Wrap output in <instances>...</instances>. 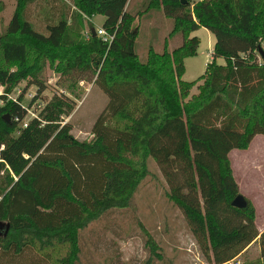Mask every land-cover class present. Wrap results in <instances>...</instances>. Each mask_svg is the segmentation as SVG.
Here are the masks:
<instances>
[{"label":"trees","instance_id":"1","mask_svg":"<svg viewBox=\"0 0 264 264\" xmlns=\"http://www.w3.org/2000/svg\"><path fill=\"white\" fill-rule=\"evenodd\" d=\"M33 1L15 0L0 42V221L7 223L0 255L21 256L31 249L52 264H77L79 230L107 209L129 205L137 184L150 173V157L167 183L164 194L214 264L255 238L264 264V228L258 232L253 206L246 198L243 207L230 204L238 188L227 154L246 147L254 134L264 135V56L256 52L264 38V0H148L145 9L161 7L173 19L168 36L178 32L184 41L171 50L163 45L160 52L149 45L143 61L133 49L134 15L125 9L127 0H69L68 15L47 25L45 33L24 16ZM75 15H102L100 28L110 41L90 31L85 47L73 46L67 29ZM198 27L214 37L212 59L199 75L197 91L184 99L194 82L180 78L182 60L198 43L185 35ZM60 49L58 70H90L107 96L92 122V137L78 139L67 121L61 122L73 103L60 93L12 135L26 108L20 96L10 99L5 92L26 75L38 85L34 61ZM117 115L128 120L103 122ZM146 242L158 257L148 234ZM63 243L65 252L53 257L51 249Z\"/></svg>","mask_w":264,"mask_h":264},{"label":"rangeland","instance_id":"2","mask_svg":"<svg viewBox=\"0 0 264 264\" xmlns=\"http://www.w3.org/2000/svg\"><path fill=\"white\" fill-rule=\"evenodd\" d=\"M147 2L148 0H127L125 5L126 11L134 15L131 23L136 33L133 49L141 61L145 59L149 45L154 51L160 52L163 45L167 50H171L184 41V37L178 32L168 36L173 19L166 16L161 7L145 9ZM14 7L15 0H0V42L4 39L5 25ZM71 8L69 0H34L26 6L24 16L34 30L45 33L47 25L54 23L61 15L67 16ZM102 20V15H75L71 18L67 36L73 46L85 47L89 32L91 29L95 32L100 28ZM191 36H195L198 43L195 53L183 58L180 78L193 80L194 83L189 87L184 99L196 92V85L202 82L203 78L199 75L203 73L205 64L212 59L214 42L212 33L203 27L189 31L185 39ZM96 37L99 38L98 35ZM23 41L29 46L33 44L29 39ZM259 46L264 51V38L259 42ZM62 53L63 50L60 49L50 56L38 55L33 64L40 81L38 85L30 75H26L15 81L5 92V96L10 99L20 96V103L26 108L24 116L12 128V135L39 111L52 94L60 93L70 97L73 103L67 114L60 115L61 122L67 121L70 125L69 132L78 139L88 140L92 137V122L105 105L107 96L96 84L95 74L90 70L61 73L58 70L61 62L58 55ZM214 62L223 64V59L214 57ZM127 120L125 115H117L105 116L103 122L112 126L121 125ZM227 154L238 192L253 206L254 223L260 227L264 223V135L254 134L246 147L231 148ZM146 161L150 173L143 176L137 184L129 205L107 209L79 230L80 253L77 264H146L145 261L149 257L147 264H214L209 258L210 254L206 255L199 247L180 209L164 194L167 183L158 166L150 157H147ZM142 228L146 229L147 233ZM3 230L4 223L0 222V233ZM146 234L156 245L158 257L150 251ZM257 245L256 239L237 255L239 264H261ZM66 248L67 244H55L51 255L59 256ZM233 261L221 264H235L231 263ZM19 263L52 264L47 257L31 249L21 256L0 255V264Z\"/></svg>","mask_w":264,"mask_h":264},{"label":"water","instance_id":"3","mask_svg":"<svg viewBox=\"0 0 264 264\" xmlns=\"http://www.w3.org/2000/svg\"><path fill=\"white\" fill-rule=\"evenodd\" d=\"M91 33H92V35L95 34L94 29H91ZM256 52L258 53L260 58H262L264 56V51L261 49V47L259 45L257 46ZM3 117L5 119H7V114L4 113ZM230 204L233 205V206H236V207H243L246 204V199H245V197H244V195L242 193L237 192L232 197V199L230 200ZM0 222H2V221H0ZM3 223H4V230L2 232H4L6 230V228H7V223H5V222H3Z\"/></svg>","mask_w":264,"mask_h":264},{"label":"built area","instance_id":"4","mask_svg":"<svg viewBox=\"0 0 264 264\" xmlns=\"http://www.w3.org/2000/svg\"><path fill=\"white\" fill-rule=\"evenodd\" d=\"M95 33H96V35H98L99 38H100L102 41H104V42H109L110 39H111V36L108 35L106 32H104L101 28L96 29V30H95ZM24 124H25V123H23V125H24ZM232 260H234V261L231 262V263L239 264V260H238L235 256L231 257L230 259L225 260V261L222 262V263L230 262V261H232ZM219 264H221V263H219Z\"/></svg>","mask_w":264,"mask_h":264},{"label":"crops","instance_id":"5","mask_svg":"<svg viewBox=\"0 0 264 264\" xmlns=\"http://www.w3.org/2000/svg\"><path fill=\"white\" fill-rule=\"evenodd\" d=\"M255 226H256V223H255ZM256 228H257V230H258V232H260L263 228H264V223L262 224V226H260V227H258V226H256ZM257 238H255L254 240H256ZM254 240H252V241H250L239 253H237L236 255H234L235 257H237V255H239L243 250H245L248 246H250V244H252L253 243V241ZM258 246V245H257Z\"/></svg>","mask_w":264,"mask_h":264}]
</instances>
